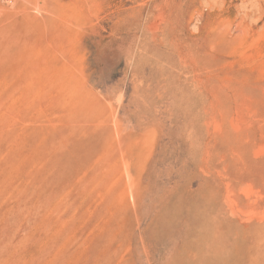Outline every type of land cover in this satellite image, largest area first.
<instances>
[{
    "label": "rangeland",
    "instance_id": "rangeland-1",
    "mask_svg": "<svg viewBox=\"0 0 264 264\" xmlns=\"http://www.w3.org/2000/svg\"><path fill=\"white\" fill-rule=\"evenodd\" d=\"M0 264H264V0H0Z\"/></svg>",
    "mask_w": 264,
    "mask_h": 264
}]
</instances>
